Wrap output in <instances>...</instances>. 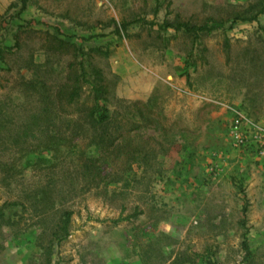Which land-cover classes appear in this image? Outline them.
<instances>
[{"label": "rangeland", "instance_id": "1", "mask_svg": "<svg viewBox=\"0 0 264 264\" xmlns=\"http://www.w3.org/2000/svg\"><path fill=\"white\" fill-rule=\"evenodd\" d=\"M263 5L29 0L20 12L21 0H0V209L20 203L0 218V264H264ZM182 21L213 30L163 27ZM80 61L106 85L110 122L74 132L67 121L87 120L74 111L91 104L89 87L70 114L40 113L38 90L51 101ZM107 134L139 158L112 161L89 145ZM52 135L57 150H39ZM89 155L96 185L83 172ZM47 183L55 204L41 216L30 197ZM135 205L143 214L112 224ZM63 207L74 213L58 242Z\"/></svg>", "mask_w": 264, "mask_h": 264}, {"label": "trees", "instance_id": "2", "mask_svg": "<svg viewBox=\"0 0 264 264\" xmlns=\"http://www.w3.org/2000/svg\"><path fill=\"white\" fill-rule=\"evenodd\" d=\"M29 0H21V7H20V12L24 11L26 8V4ZM264 11V5L260 9L259 13ZM240 20L243 21H252L255 20L257 17L252 16V17H236ZM131 24V22H123L120 25V30H125L127 26ZM164 28H172L175 31H184L189 34H193L195 37H197L201 33H209L213 30L212 26H208L207 24H191L186 21L182 22H177L175 24L171 23H165L163 25ZM79 74H74V75H69L66 78V81L59 85L57 88V91L52 93V100L49 102H45V99L50 98V95L48 92H46V89L43 84H41L40 89L38 90V95H39V102H44V104H41L40 106V113L44 112H49V113H54V112H65V114H70L67 113L66 108L67 107H75L79 105L80 102V97H81V89L84 84H86L89 89H90V95H91V104L88 107L85 108H80L78 107L76 114H81L85 115L87 117V120H81L79 119H72L68 120L67 124L73 123V131L75 132L74 128H78V131H84L83 126L85 125H90L91 127H95L96 125L100 124H106L110 122L109 118V109L107 108L105 102L107 101V88L106 85L103 83L101 75L99 73H96V78L94 81L89 80L86 77V72L85 69L82 65V62L80 61L79 63ZM67 87V90H64ZM55 101V102H54ZM54 105L55 108L49 107L47 108L46 106L48 105ZM42 121V120H40ZM51 123V121H44ZM116 139V136L112 135H104V136H93L92 140L89 141V145L93 148H97L96 150L102 151L104 153L107 152V156L109 158H112L111 156L113 155L114 159L117 158V154L123 153L125 156V161L129 160H135L138 159L139 157L137 154H140L141 151H137L136 149L134 151L128 150L127 145L124 146H119V149L117 148V145H114V140ZM60 145L59 143V136L58 135H52L48 136L45 139H42L39 144L38 148L39 150H53L56 151L57 147ZM98 151V152H99ZM98 157V156H97ZM94 155H89L87 158L84 160L85 164L84 165V170L83 172L88 175L89 179L86 181L87 184L91 185H96L97 180L100 177V171H98V167L95 166V163L93 160ZM112 158V161L114 160ZM93 162L91 164L86 163V162ZM1 172H5L1 169ZM113 175H108L106 177L110 178L111 181L113 182L114 178L112 177ZM50 183H47L46 185H42L37 189V191L34 192L33 196L30 197L32 199L31 205L35 206V209L38 210L39 215H46L47 212L52 209L53 204H55L54 200L51 197V194L53 190L49 187ZM87 186V185H86ZM34 199V200H33ZM108 204L113 205L115 203V200H108L106 201ZM60 205H63L64 203H58ZM16 205H20V203H16L15 201H12L10 203H6L4 207L0 209V218L5 221L6 224L9 223V210L11 208L16 207ZM120 213L124 212L127 209V206L124 205L123 203H120L119 205ZM74 211L70 207H63L61 209L60 214L54 224V228L50 231V234L53 238V240H57L58 242L61 241L63 238H65L70 231V226H71V220H72V215ZM143 214V209L141 207L135 205L132 207L131 213L126 214L124 217L120 216L117 219H112L111 222L112 224L116 225L120 221H125V220H130L133 218H137L139 215ZM6 217V219L4 218ZM242 248L245 252L244 256V261H246L250 256L251 252L249 250V246L246 242V240L242 241Z\"/></svg>", "mask_w": 264, "mask_h": 264}]
</instances>
